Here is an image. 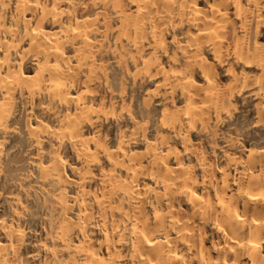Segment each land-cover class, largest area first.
Here are the masks:
<instances>
[{"label":"bare ground","instance_id":"obj_1","mask_svg":"<svg viewBox=\"0 0 264 264\" xmlns=\"http://www.w3.org/2000/svg\"><path fill=\"white\" fill-rule=\"evenodd\" d=\"M0 264H264V0H0Z\"/></svg>","mask_w":264,"mask_h":264}]
</instances>
